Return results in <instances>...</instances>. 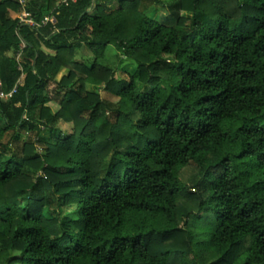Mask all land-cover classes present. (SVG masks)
Here are the masks:
<instances>
[{
	"label": "trees",
	"instance_id": "16d2710c",
	"mask_svg": "<svg viewBox=\"0 0 264 264\" xmlns=\"http://www.w3.org/2000/svg\"><path fill=\"white\" fill-rule=\"evenodd\" d=\"M24 1L0 0V264H264V0Z\"/></svg>",
	"mask_w": 264,
	"mask_h": 264
},
{
	"label": "rangeland",
	"instance_id": "374dc122",
	"mask_svg": "<svg viewBox=\"0 0 264 264\" xmlns=\"http://www.w3.org/2000/svg\"><path fill=\"white\" fill-rule=\"evenodd\" d=\"M62 1V0H61ZM164 2H169L171 0H162ZM115 7L118 6V4L113 5ZM145 11L150 15L155 17L156 19H161L162 21H164L165 23H167L169 20V18L167 17V14H170L171 12L169 10H166L162 5H156L151 3L150 7L148 9H145ZM25 13V11H21L19 13H14L11 12V16L13 17H19L22 16ZM166 16V17H165ZM78 59H83L86 60L87 63L90 64V62H92L93 60V55L92 52L86 48L85 46L81 49L78 50L77 54H76ZM122 60V57L120 56V53H118L115 48L113 46H108L105 52V61L106 63H108L109 65L115 66V65H119V67H121L118 70V76L123 77L126 75L127 72H132L135 68V63L132 61H126ZM119 63V64H118ZM66 73L65 70H63L59 76H58V80L62 77V75H64ZM56 88V84H52L50 87V90H53ZM56 92H54L55 95ZM101 95L104 99H109L112 102L117 101V97H114L113 95L108 94V92L101 90ZM52 109L55 111L58 108L57 103H51L50 104ZM59 127L62 128L63 130H68L71 125L67 124L65 122H60L59 123ZM43 135H45V137H49V133L48 132H44ZM71 210L68 208L64 209V213L65 212H70Z\"/></svg>",
	"mask_w": 264,
	"mask_h": 264
},
{
	"label": "built area",
	"instance_id": "2783aa9c",
	"mask_svg": "<svg viewBox=\"0 0 264 264\" xmlns=\"http://www.w3.org/2000/svg\"><path fill=\"white\" fill-rule=\"evenodd\" d=\"M62 1L66 2L68 0H62ZM72 1H75V0H72ZM24 2L25 1L22 0V3H24ZM19 18L21 19V22H23V23H26V24H29V25H35V22H34L33 18L30 16V13H28L26 11H25V13L22 16H19ZM48 21L55 22V19L53 17H45L44 20H42V23L45 24ZM8 95H11V93L8 94ZM8 95H6L2 91H0V96L1 97H8Z\"/></svg>",
	"mask_w": 264,
	"mask_h": 264
}]
</instances>
